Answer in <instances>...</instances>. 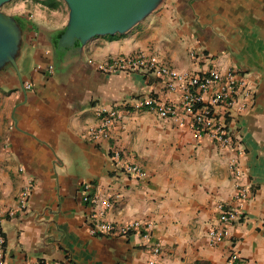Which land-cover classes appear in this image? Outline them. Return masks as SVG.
Here are the masks:
<instances>
[{
    "label": "crops",
    "instance_id": "obj_1",
    "mask_svg": "<svg viewBox=\"0 0 264 264\" xmlns=\"http://www.w3.org/2000/svg\"><path fill=\"white\" fill-rule=\"evenodd\" d=\"M24 6L29 62L18 57V71H0L4 264H147L155 243L160 264H225L231 251L240 264H264V0H162L125 33L70 49L54 42L66 26L67 6L21 3L10 14ZM135 53L155 55L180 72L237 66L249 73L254 104L229 126L243 152L197 139L185 120L133 108L148 95L179 98L149 71L99 68ZM24 81L32 88L24 89ZM110 108L120 118L104 136L96 132L99 110ZM124 163L140 166L143 177L126 174ZM27 184L31 194L22 208ZM238 186L249 190L240 206ZM85 194L97 200L86 202ZM220 202L243 217L213 244L208 231L219 226ZM95 211L115 224L151 222V236L146 240L142 228L90 235Z\"/></svg>",
    "mask_w": 264,
    "mask_h": 264
},
{
    "label": "built area",
    "instance_id": "obj_2",
    "mask_svg": "<svg viewBox=\"0 0 264 264\" xmlns=\"http://www.w3.org/2000/svg\"><path fill=\"white\" fill-rule=\"evenodd\" d=\"M22 4L30 3L24 0ZM99 68L107 73H128L138 70L149 71L161 79L169 91H177V100L162 102L154 96L148 95L134 101L135 109H147L156 112L162 118H174L178 123L185 121L194 132L197 139L207 137L220 147H235L237 153L243 152L239 141L235 139L229 126L239 116L248 111L254 104L256 86L250 79L249 73L237 66H231L224 71L212 69L204 74L180 72L164 64L157 56L144 53L118 56L113 61L99 65ZM24 89H31L30 81L22 83ZM101 126L96 132L107 136L113 121L120 118V113L114 108L99 110ZM95 132V131H94ZM115 159H120V154H113ZM234 176L241 174L236 160L228 163ZM123 170L128 175L143 177L144 171L136 164L124 163ZM31 194V185L27 184L20 195V207L25 208ZM249 196V190L244 186H238L236 198L240 206ZM83 199L95 202L97 199L84 195ZM104 206H108L107 200H102ZM216 209L219 213V226L208 231L211 243L217 244L227 239V227L243 217L239 208L225 207L218 203ZM5 211L0 207V222ZM12 213V212H10ZM96 211L91 213L92 221L88 228L90 235H121L126 236L142 228V236L148 240L151 236L152 223L131 221L126 224H115L99 218ZM160 254V245L152 246V255L147 264H160L157 256ZM6 255V238L0 226V264H4ZM241 258L236 251H231L226 257L225 264H240Z\"/></svg>",
    "mask_w": 264,
    "mask_h": 264
},
{
    "label": "water",
    "instance_id": "obj_3",
    "mask_svg": "<svg viewBox=\"0 0 264 264\" xmlns=\"http://www.w3.org/2000/svg\"><path fill=\"white\" fill-rule=\"evenodd\" d=\"M11 0H0V8ZM68 9L65 28L56 45L70 49L96 36L122 34L148 16L162 0H63ZM22 27L0 9V71H18Z\"/></svg>",
    "mask_w": 264,
    "mask_h": 264
},
{
    "label": "rangeland",
    "instance_id": "obj_4",
    "mask_svg": "<svg viewBox=\"0 0 264 264\" xmlns=\"http://www.w3.org/2000/svg\"><path fill=\"white\" fill-rule=\"evenodd\" d=\"M23 1L24 0H11L8 3H5L4 5H2L0 9H2L3 12L10 14L13 12L12 9L14 10V6L17 4H21V2H23ZM32 3H35V1L32 0ZM61 3H62V5L66 6L65 3H63V2H61ZM26 5H27V3H26ZM25 9H26V7L21 8V10H19V11H18V9L17 10L15 9V10L17 11L16 13H19L20 15L26 16V13H25L26 10ZM22 34H23V30H22ZM18 54H19L18 57H20L19 59H26L29 62L28 56H30V49H29V46H28V43L26 41L25 36L22 37L21 46H20Z\"/></svg>",
    "mask_w": 264,
    "mask_h": 264
},
{
    "label": "trees",
    "instance_id": "obj_5",
    "mask_svg": "<svg viewBox=\"0 0 264 264\" xmlns=\"http://www.w3.org/2000/svg\"><path fill=\"white\" fill-rule=\"evenodd\" d=\"M33 1H35L36 3L39 2L40 4H42L48 8H51V9L57 8L61 2L65 3L63 0H33ZM30 3H32V0L30 1ZM60 36H61V34H59L55 38L54 42H57V40ZM107 37L112 38V37H114V35H107Z\"/></svg>",
    "mask_w": 264,
    "mask_h": 264
},
{
    "label": "flooded vegetation",
    "instance_id": "obj_6",
    "mask_svg": "<svg viewBox=\"0 0 264 264\" xmlns=\"http://www.w3.org/2000/svg\"><path fill=\"white\" fill-rule=\"evenodd\" d=\"M1 11H2V9H1ZM12 16L15 17V19L18 21V23L21 25L22 28H24V27L27 28L28 27V20L25 18L24 15H20L19 13H15V14H12Z\"/></svg>",
    "mask_w": 264,
    "mask_h": 264
}]
</instances>
